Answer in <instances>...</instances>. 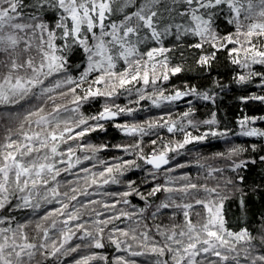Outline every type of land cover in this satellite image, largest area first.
Here are the masks:
<instances>
[{
	"label": "snow or ice",
	"instance_id": "1",
	"mask_svg": "<svg viewBox=\"0 0 264 264\" xmlns=\"http://www.w3.org/2000/svg\"><path fill=\"white\" fill-rule=\"evenodd\" d=\"M0 264H264V0H0Z\"/></svg>",
	"mask_w": 264,
	"mask_h": 264
},
{
	"label": "trees",
	"instance_id": "2",
	"mask_svg": "<svg viewBox=\"0 0 264 264\" xmlns=\"http://www.w3.org/2000/svg\"><path fill=\"white\" fill-rule=\"evenodd\" d=\"M110 132H112V130L110 129ZM116 135V137H117V139H119V134H115ZM109 138H111V136L109 137ZM193 174H195L194 172H193ZM235 210V208L233 207V211Z\"/></svg>",
	"mask_w": 264,
	"mask_h": 264
}]
</instances>
